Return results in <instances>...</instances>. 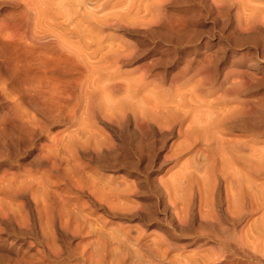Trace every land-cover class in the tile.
I'll return each instance as SVG.
<instances>
[{
	"label": "rangeland",
	"instance_id": "374dc122",
	"mask_svg": "<svg viewBox=\"0 0 264 264\" xmlns=\"http://www.w3.org/2000/svg\"><path fill=\"white\" fill-rule=\"evenodd\" d=\"M7 33L0 264H264V0H0Z\"/></svg>",
	"mask_w": 264,
	"mask_h": 264
},
{
	"label": "bare ground",
	"instance_id": "6f19581e",
	"mask_svg": "<svg viewBox=\"0 0 264 264\" xmlns=\"http://www.w3.org/2000/svg\"><path fill=\"white\" fill-rule=\"evenodd\" d=\"M8 24V23H7ZM105 25V24H104ZM5 27V26H4ZM11 27V26H10ZM9 30V29H8ZM6 33V32H5ZM11 33V32H10ZM9 33V34H10ZM6 36H3L2 38H4V37H7L9 40L10 39H13V36H12V38L8 35V33L7 34H5ZM10 37V38H9ZM15 37V36H14ZM6 38V39H7ZM5 39V40H6ZM7 39V40H8ZM4 39H3V43H5L4 41H5ZM6 40V41H7ZM2 43V44H3ZM8 44H9V46H8V44H6L7 46V48H5L4 46L5 45H1L0 44V47L1 46H3L2 47V49H0L1 51L2 50H5L6 51V49H7V51H8V53L10 52H13L12 50H13V46H11L12 47V50H10V48H8V47H10V44L12 43V44H14L13 42H11V40L10 41H8L7 42ZM63 45V44H62ZM69 46V45H68ZM61 47V46H60ZM66 47V46H65ZM5 48V49H4ZM27 50V49H26ZM25 50V51H26ZM5 51H3L4 52V54H5ZM7 51H6V54H8L7 53ZM24 53V52H23ZM23 53H22V55H23ZM70 53H72L71 51H70ZM0 54H1V52H0ZM3 54V55H4ZM5 54V55H6ZM12 54V55H11ZM10 54V56H13L14 57V53H11ZM14 54V55H13ZM73 54V53H72ZM4 55V56H5ZM17 55V54H16ZM16 55H15V57H16ZM19 55H20V53H19ZM19 55H17V59L15 58V60L13 59V60H11V57L9 56V60L7 61V60H5V64L3 65V63L4 62H2V65H3V68H4V66H5V68L7 69L8 67V70H6L7 72L8 71H10V70H12V72H13V70H14V67L15 66H12V65H10L8 62L11 60V61H13L14 62V64H18L19 65V63H22V62H20V58H19ZM24 55H25V53H24ZM54 55V54H53ZM60 55V54H59ZM63 55V54H62ZM25 56H27V54L25 55ZM30 56H32L31 54H30ZM35 56V55H34ZM38 56H39V54H38ZM65 56L66 55H64V57H63V59L61 58V56L58 58V56H48V57H44L43 56V58H40V59H38L35 63L36 64H38V68L36 67V69L39 71V75H37L36 77H35V80H34V82H33V80H32V86H30V87H32V88H30L29 87V85H28V87H29V89L27 88V86H26V90H30L31 92H33V94L34 95H36L35 97H36V99L38 98V101L40 100L41 101V103H42V105H44V107H49V108H54V110H60L59 109V107H60V104H59V101H61L62 102V99L63 98H61V95L60 94H62L63 95V93L66 91H68L69 90V88H68V90H67V88H66V86L68 85H70V83H69V81H70V79H69V81H68V83L66 82V80L65 81H63L62 82V80L61 79H58L57 77H61V75H62V78H64V75H66V74H69L70 75V73L69 72H67L68 70V65H69V63H68V61L69 60H67V59H65ZM5 57H8V56H5ZM5 57H3V56H1V58H3V61H4V59H5ZM68 57H69V55H68ZM68 57H66V58H68ZM22 61H24V65L23 66H21L23 69L24 68H26L25 70H24V72L26 71V70H30L32 67H33V64L31 63V60H29V59H27L26 60V58L24 59V56H22ZM28 58H29V56H28ZM19 59V60H18ZM68 59H72V58H68ZM82 60V59H81ZM2 61V60H1ZM1 61H0V63H1ZM6 61H7V63H6ZM10 61V62H11ZM15 61H17V63H15ZM19 61V62H18ZM33 61H34V59H33ZM12 62V63H13ZM71 62V61H70ZM73 62V61H72ZM13 64V65H14ZM35 64V65H36ZM68 64V65H67ZM74 64V63H73ZM2 65H1V67H2ZM8 65H10V66H8ZM71 65H72V63H71ZM0 67V68H1ZM11 67H13L12 69H11ZM10 69V70H9ZM5 70V69H4ZM15 70H16V67H15ZM2 71V70H1ZM70 71H71V68H70ZM16 72H18V73H20V70H16L15 71V74H18V73H16ZM23 72V71H22ZM23 72V73H24ZM27 72V71H26ZM25 72V73H26ZM30 72V71H29ZM33 72V71H32ZM8 73H10L11 74V72H8ZM48 73H50L52 76L51 77H48L47 76V74ZM10 74H7V75H10ZM13 74V73H12ZM12 74H11V76H12ZM29 74V73H28ZM6 75V76H7ZM26 77L25 79L22 77ZM27 75V74H26ZM24 76V74H20V76L23 78V80H28V77L27 76ZM36 75V74H35ZM60 75V76H59ZM74 75V74H73ZM4 76V75H3ZM30 76V75H29ZM31 76H34V75H31ZM50 76V75H49ZM12 77H14V78H17V77H15L14 76V74H13V76ZM21 77H19L20 79H21ZM1 78V77H0ZM7 78H11L10 76H8ZM18 78V79H19ZM3 79V78H2ZM2 79H1V81H2ZM5 79V78H4ZM17 79V81H19ZM12 80V79H11ZM68 80V79H67ZM21 81V80H20ZM4 82V81H3ZM22 82V87L23 88H25L24 86L25 85H27V83L28 82H30V79L28 80V82L26 83V81H21ZM64 82H66V83H64ZM71 82H73V81H71ZM20 83V82H19ZM23 83H25V84H23ZM0 84H2V85H0V87L1 86H3L2 87V89L4 88V85H3V83H1L0 82ZM73 84V83H72ZM24 85V86H23ZM71 86V85H70ZM1 89V90H2ZM70 90H71V88H70ZM73 90V89H72ZM7 91V90H6ZM24 91H25V89H24ZM30 91H29V93H30ZM2 92H3V90H2ZM1 92V93H2ZM8 92V91H7ZM11 92V91H10ZM68 92H70V91H68ZM67 92V93H68ZM24 93V92H23ZM25 93H27L28 95H29V93H28V91H25ZM4 94H7L6 92H5V89H4ZM3 94V96H4V98L6 97L5 95ZM8 94H9V92H8ZM27 94H24V95H27ZM32 94V95H33ZM14 95V94H13ZM31 95V94H30ZM31 95V96H32ZM33 95V96H34ZM74 95V94H73ZM10 96H12V94H10ZM26 97V96H25ZM29 97V96H28ZM69 97V96H68ZM72 97V96H71ZM74 97V96H73ZM10 98V97H9ZM34 98V97H33ZM7 99V98H6ZM12 99H13V97H12ZM35 99V100H36ZM66 99H68L67 97H66ZM66 99H65V101H66ZM69 99H71L70 97H69ZM68 99V100H69ZM9 100V99H8ZM12 101V100H11ZM63 101H64V99H63ZM70 101V100H69ZM4 102H5V99H4ZM60 102V103H61ZM68 102V101H67ZM67 102H64V103H67ZM69 103H71V102H69ZM68 103V105H72V104H69ZM72 103H74V101L72 102ZM63 104V103H62ZM65 105V104H64ZM8 106V105H7ZM11 106V105H10ZM63 106V105H62ZM66 106V105H65ZM70 108H71V106H70ZM73 108V107H72ZM75 108V107H74ZM48 109V108H47ZM8 110H9V108H8ZM11 110V109H10ZM40 110H42V109H40ZM67 110V109H66ZM49 111V110H48ZM51 111H53V110H50V112ZM10 112V111H9ZM42 112H43V110H42ZM47 112V111H46ZM58 112V111H57ZM56 112V113H57ZM60 112V111H59ZM62 112V111H61ZM55 113V114H56ZM67 113H68V110H67ZM70 114H71V112H69ZM9 115L11 114V113H8ZM52 114H54V113H51V115ZM68 115V114H67ZM54 116V115H53ZM52 116V117H53ZM56 116V115H55ZM54 116V117H55ZM58 116V115H57ZM72 116H73V113H72ZM68 117V116H67ZM69 117H71V116H69ZM68 117V118H69ZM9 118H11V115H10V117ZM9 118H8V120H9ZM6 119V118H5ZM12 119V118H11ZM72 119V118H71ZM11 121H13V120H11ZM72 121V120H71ZM70 121V122H71ZM12 125V124H11ZM3 132V131H2ZM65 140V139H64ZM2 151V150H1ZM2 154V153H1ZM231 183V182H230ZM230 198V197H229ZM140 239V238H139ZM255 256V255H254ZM215 257V256H214Z\"/></svg>",
	"mask_w": 264,
	"mask_h": 264
}]
</instances>
